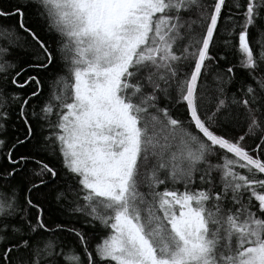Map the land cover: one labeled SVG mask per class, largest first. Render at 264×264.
I'll use <instances>...</instances> for the list:
<instances>
[{
    "label": "snow or ice",
    "instance_id": "6c2138e0",
    "mask_svg": "<svg viewBox=\"0 0 264 264\" xmlns=\"http://www.w3.org/2000/svg\"><path fill=\"white\" fill-rule=\"evenodd\" d=\"M0 264H264V0H0Z\"/></svg>",
    "mask_w": 264,
    "mask_h": 264
},
{
    "label": "trees",
    "instance_id": "16d2710c",
    "mask_svg": "<svg viewBox=\"0 0 264 264\" xmlns=\"http://www.w3.org/2000/svg\"><path fill=\"white\" fill-rule=\"evenodd\" d=\"M238 59H239V54H237V56L235 58H233V62L234 63L238 62ZM183 111L184 110L182 108L179 109V112L181 114H183ZM236 170L237 171H241L243 173V170H240L239 168H237ZM177 187L178 188H181V190H183L181 186L177 185ZM59 219L60 220H66L67 217L60 216ZM88 234H89L88 238L90 240V243L94 246L96 243L100 242L103 239V237L106 235V231H105V229H103L99 225H96L95 227H90L88 229ZM66 243L70 247H73V248H76L77 247L75 244H73L71 238H68L66 240ZM77 251H79L78 248H77Z\"/></svg>",
    "mask_w": 264,
    "mask_h": 264
}]
</instances>
